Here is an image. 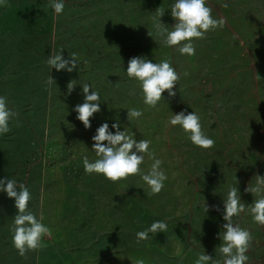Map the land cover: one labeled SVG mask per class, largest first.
<instances>
[{
    "label": "rangeland",
    "instance_id": "1",
    "mask_svg": "<svg viewBox=\"0 0 264 264\" xmlns=\"http://www.w3.org/2000/svg\"><path fill=\"white\" fill-rule=\"evenodd\" d=\"M64 2L59 15L50 0L0 6V96L18 113L11 131L0 135V179L28 187L29 211L37 219L43 215L52 231L39 250L21 257L11 231L18 210L0 192V264H195L204 252L223 264L218 234L232 186L246 205L234 222L253 236L246 264H264V226L248 208L259 197L245 192L257 174L264 176V0H206L213 17L226 23L195 40L192 56L162 44L156 34L158 8L169 30L176 23L170 9L175 0ZM61 49L65 59L73 53L79 58L71 73L47 64ZM133 57L169 60L181 75L176 96L165 91L156 108L145 105L139 83L126 73ZM49 75L55 84H47ZM71 80L78 84L68 94ZM79 83L91 84L101 98L90 129L73 111L84 102ZM131 108L143 115L129 121ZM181 111L199 115L202 131L215 141L212 148L193 145L181 126L169 124ZM116 122L135 140L151 142L148 151L168 177L159 194L151 195L140 176L114 183L85 173L83 158L97 159V128L108 123L114 134ZM144 157L140 167L147 173L154 161ZM155 221L166 222L167 231L137 243L136 233Z\"/></svg>",
    "mask_w": 264,
    "mask_h": 264
},
{
    "label": "clouds",
    "instance_id": "2",
    "mask_svg": "<svg viewBox=\"0 0 264 264\" xmlns=\"http://www.w3.org/2000/svg\"><path fill=\"white\" fill-rule=\"evenodd\" d=\"M0 6H7V0H0ZM227 7V4L223 5ZM50 7L54 13L59 15L65 8L64 0H50ZM171 16L176 23L168 26L161 22V17L165 14L162 8L157 9V16L153 17L156 34L162 38L161 43L168 46H178V51L182 55L192 56L195 54L194 41L206 38V34L218 28H223L226 21L221 16L219 19L213 17V9L207 6L206 0H175L170 6ZM152 37V33L148 31ZM63 49L58 53H52L47 64L50 69L55 68L57 72L66 70L71 73L78 68L79 58L73 53L69 58L62 56ZM127 76L139 83L143 96V103L151 108H156L158 102L164 99L163 93L167 91L168 97H175L177 82L181 75L171 65L167 59L160 63H153L146 57H133L128 61L126 70ZM187 76L188 73H183ZM111 83V82H109ZM48 85L55 84V80L49 75ZM77 80H71L67 84L68 94L75 89ZM82 85L84 102L75 106L73 111L77 113V119L81 121L85 129L91 128L90 118L101 111V98L98 91L93 90L89 83H79ZM90 88L92 89L89 94ZM134 95V92H130ZM127 118L129 121L137 119L143 115L141 110L136 108L127 109ZM18 116V113L8 107L7 97L0 96V135L11 131L10 121ZM169 124L179 125L182 130L188 134L191 143L201 149H210L215 141L209 138L203 131L200 117L192 111L185 114L184 111L172 115ZM19 126V123L17 124ZM115 133L109 130V124L103 123L96 130L92 137L94 141L92 150L97 159L90 162L88 157L83 158L85 173L101 174L111 182L127 180L130 176H140L142 181L150 189V194H159L164 188V182L168 179L166 173L161 168L162 161L155 158L154 153H149V140L134 139V134L129 135L126 131L120 130L119 122L111 125ZM107 142L106 144L104 142ZM135 149V151H133ZM147 153L154 161L147 173L141 170L144 163V154ZM255 186H248L245 192L257 195L259 198L248 205L255 223L264 226V176L257 174ZM238 184V181H237ZM0 192H6L8 198L15 201V207L18 210L14 216L12 225V243L21 257L27 255L30 251H37L42 247V238L51 237L52 231L43 221V215L37 219L28 209L31 199L30 191L23 183H17L14 179H0ZM237 186L230 187L227 198L224 199L223 232L218 234L221 244L218 246L219 254L223 258V264H246L250 244L253 236L250 231L242 228L234 222V217H238L245 212V203L240 199ZM205 212L209 207L204 205ZM219 211V208H216ZM167 231V224L164 221H155L145 231L136 233L137 243L149 239V233H161ZM136 264H144L143 260H137ZM195 264H220L210 255L200 254Z\"/></svg>",
    "mask_w": 264,
    "mask_h": 264
}]
</instances>
